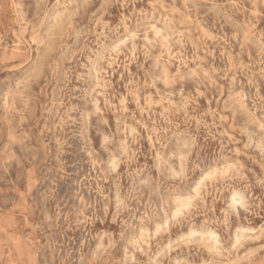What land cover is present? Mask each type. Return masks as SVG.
Returning <instances> with one entry per match:
<instances>
[{"label":"clouds","instance_id":"obj_1","mask_svg":"<svg viewBox=\"0 0 264 264\" xmlns=\"http://www.w3.org/2000/svg\"><path fill=\"white\" fill-rule=\"evenodd\" d=\"M0 264H264V0H0Z\"/></svg>","mask_w":264,"mask_h":264}]
</instances>
